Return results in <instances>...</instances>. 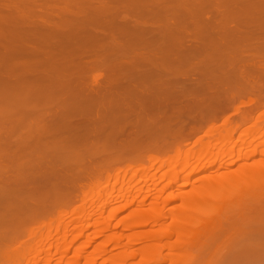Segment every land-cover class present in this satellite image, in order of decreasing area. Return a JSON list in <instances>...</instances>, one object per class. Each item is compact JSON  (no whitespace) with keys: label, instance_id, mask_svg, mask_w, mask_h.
<instances>
[{"label":"bare ground","instance_id":"obj_1","mask_svg":"<svg viewBox=\"0 0 264 264\" xmlns=\"http://www.w3.org/2000/svg\"><path fill=\"white\" fill-rule=\"evenodd\" d=\"M81 1L86 2L0 0V43L19 41L23 36L17 30L24 29L25 22L32 27L33 18L38 25L32 29L37 31L47 21L49 25L61 21L60 27H65L63 20H79L81 6L77 4ZM166 1L105 0L98 7L102 12L94 10L103 23L110 15L126 12L136 18L160 15L156 24L162 37L157 40L163 45L166 38L174 46L161 51L157 44L161 53L155 54L156 61L154 53L136 55L140 69H111L138 72L136 78L127 82L106 79L93 86L94 91L89 88L93 92L86 98L90 96L91 102L81 111L89 115L116 108L122 122L114 131L98 135L80 131L72 133L73 137L68 131V137L64 131H34L33 144H48L49 152L44 154L49 157L51 146L56 150L59 145V151L61 147L65 151L73 144L67 150L73 149L60 155L58 149L53 151L58 155L55 163L65 157L53 168L52 156L45 174L41 164L42 172L35 177L39 161L32 164L34 168L30 164L34 178L26 176L29 180L22 169L19 176L8 170V178V164L0 162V168L4 166L0 172L5 169L0 174V264H53L69 251L71 240L80 243L71 254L77 253L68 263L61 256L57 264H117V259L119 264H238L237 257L243 264L264 261V109L256 113L264 106V0H236L234 5H226L234 0ZM170 9L213 15L173 16L168 14ZM232 9L238 10V17L219 14ZM92 17L95 21L96 15ZM56 25L51 30L62 32ZM3 27L15 29L16 35L12 34L15 30L5 32ZM200 27V31L188 30ZM143 28L144 34L152 30L146 21ZM204 126L207 130L200 134ZM12 153L21 160L16 150ZM17 183L22 190L17 191ZM125 209L126 214L112 225L124 227L122 236L113 241L102 239L93 246L94 252L91 247L87 251L106 235L111 219ZM146 226L149 230L139 231ZM130 230L135 232L129 234ZM153 237L168 241L152 245ZM112 243L120 246L121 253L107 257L114 249ZM167 249L174 251L165 263ZM172 251L166 254L171 256ZM43 252L48 254L39 255Z\"/></svg>","mask_w":264,"mask_h":264},{"label":"rangeland","instance_id":"obj_2","mask_svg":"<svg viewBox=\"0 0 264 264\" xmlns=\"http://www.w3.org/2000/svg\"><path fill=\"white\" fill-rule=\"evenodd\" d=\"M85 1L86 2H84V3H82V1H81V2H78V4H77L78 6L79 5L81 6L79 14L77 13L79 20H76L77 22H79V26H78L76 21L74 22L72 19L70 20L68 18V19H65L66 21L63 20L65 27L63 26V24L60 27L59 24L61 23V21L59 24H57V22H55V21H52L53 23L50 21L51 25H49L48 24L49 21H47L48 23L46 22V24H48V25H46V24L41 25V26H43V28H41V26H39L41 28V30H39V28H38V31H37V29H36L37 27L35 28L36 30L32 29V27L37 24L36 20H34V22H36V24L33 23V19H35V18H33L30 20L32 22V27L30 26V28L26 27V25H30L31 23L28 22L29 23L28 24L27 22H25V24H23L25 27L22 26L24 29H22L21 26H17V27H20L22 29L21 31L19 28H17V29H19V31L17 30V32L15 29H13V30L10 29L11 32L15 30L14 33L12 32V34H15V32H16L20 36H23V37H21V39L19 36H17V38L19 37L18 38L19 41H17V39H14V41L8 39V40L13 42V43L11 42L12 46L8 42H5V43L3 42L4 41L3 39L6 38L5 36L7 35V33H4V34H6L5 36H3V35L1 36V38H3L2 39L3 41L0 43V153H1L0 154V162H2L3 164L7 163L9 165L8 166L6 164L7 165L6 167L7 168L9 167V169H6L7 171H6L5 175H7L8 172L12 171L11 169H13L14 171H16L15 172L16 175L18 174V176H19V173L22 172L21 174L25 176V177L24 176L23 177L26 178V180H29L26 176H28L29 178H31V177L34 178V175L30 176L32 174L30 172L35 170L34 171L35 177L39 175V173L41 171L40 170L41 164H43L41 169L43 168L42 171L44 173V171H45L44 169L46 167L48 168L51 165V157L52 156H53L52 162L54 161V164L52 163V165H54V166H52L53 168L55 167V164L58 165V162H60V161L62 162V160L64 159L65 156L64 157L60 156V159L62 157V160H58L57 163H55L56 158L58 159V157H57L58 155H55L53 153V151L56 152V150L58 149V151L56 152L57 154L59 152L63 153V151H64V150L61 151L62 147L59 151V148H60L59 145L58 146L54 145V146L58 147L56 150L53 149L56 147L52 148V146H51V149L53 150V151H50L52 153H49V155L51 157L47 156L48 154H44L45 151L49 152L48 149L50 148V147H48V148L45 147V146H48V144H46V143H48V142L50 143V141L52 140V139H50L48 134L46 137L49 138L50 141L46 142L45 146L44 145H38L37 143L33 144L32 141H36L31 136V134H33L34 131L36 133L37 132L41 133V131H44L45 133H48L46 131H64L63 134L65 133L67 135V137H68L69 133H67L65 131L70 132V135L74 132H80V131L81 132L82 131H88V132L95 134V135L103 134V133H109V131H114L115 128L117 126H120V124L122 122L121 114L115 108L114 110L113 109L107 110L106 112L105 111L101 112L102 110H100V112H98L99 110L96 112L93 111V112L87 113L89 115H85L86 112H83L81 110L86 107L87 103L91 102V100L89 99L90 96L88 98H86V94L92 93L94 91L93 90L94 88L92 89V87L96 86V84L98 82H99L98 84H101L100 82H104V80H106V79H108V81L109 80H111V81H114V80L115 81L116 80L117 81L118 80L124 81L125 80L124 82H127L129 79H133V78L138 77L139 76L138 72H132V71L114 72L113 71L116 69H124V68H126V69H133V68L134 69H140L141 65L135 62L138 60V59H136V57H137L136 55L140 56L142 54H146V52L148 54L154 53V54H152L153 55L152 59L153 58L155 59V57H156L155 54L160 52V51H158L159 48H157V49L155 48L157 44H158L157 47L159 46L161 51L162 50L163 51H169L174 46V45L171 46L172 44L169 45L171 42L170 41L168 42L166 40V38H165V44H163V45L161 44V43H163V42H161V40H160L161 43H159V41H158L159 39L157 40V38L160 35L157 33L158 24H156V22L158 21V19H161L160 15L155 14L151 17L147 16L145 18H136V17H133L134 15L131 16L132 13H130V15H129L126 12L124 14H120V16H117V17H113L114 14L112 16L110 15L109 18H107L108 21H106V19H105L106 22L103 23L102 21H104V19H102L100 16L101 14H99V11L102 12L103 10H101L102 8H98V7H99V5H100V7H102L103 2L105 0H88V1L85 0ZM168 2H169V0L166 1V3H168ZM236 2H237L236 0H234L232 2H227L226 5H234V4H236ZM96 8L99 9L98 12L94 11V10H97ZM147 8H149V7L147 6ZM78 10H79V8H78ZM97 13L99 14L98 19H97ZM168 14L173 15V16H181V17L194 15V18H195V16L201 18V17H211L213 15V13H207V12H201L199 14H195L192 11L181 12V11H177V10H173V9H170ZM219 14H220V16L225 15V16H230L231 18L232 17H238V10L237 9H232L229 11H223L222 10ZM92 15H94V16L96 15L95 19L97 21L96 20L94 21V17H92ZM98 20L99 21L101 20V21L98 22ZM144 21H146V23L150 24V26L152 28V30L150 32L145 33V34L143 32ZM39 22L40 21H38V23ZM55 23L59 26L57 27V25ZM55 25H56V28L62 29V32H58L61 30L56 31V29L51 30L52 29L51 26L55 27ZM74 27H79V28L76 29ZM3 28L2 29L4 31L9 30V28H6V27H3ZM188 30H190L191 32L192 31H194V32L200 31V30H202V27L191 28ZM4 31H2V32H4ZM5 32H7V31H5ZM10 34L7 36H10ZM12 34H11V39L14 37V35L12 36ZM35 35H36V37L40 36V40L38 39L39 37H37V39H36ZM160 37H162V36H160ZM15 38H16V36H15ZM22 38H25V40H23ZM28 39H30V40L26 41ZM5 40H7V38ZM15 40H16V42H15ZM20 40L21 41L23 40V41L21 43H19ZM163 40H164V38H163ZM14 42H15V44H14ZM23 42H26V43H23ZM2 43H4V45L8 48H6L4 45H2ZM172 43L175 44V42H172ZM8 44H10V45H8ZM154 59H153V61L157 60V59L156 60H154ZM147 65L148 64H146V66ZM142 67H145V66L143 65ZM145 68H147V67H145ZM148 68H150V66H148ZM111 69H113V70H111ZM101 80H103V81H101ZM87 88H88V91H86ZM89 88H91V90H93V91L90 92L91 90ZM86 92H88V93H86ZM99 92H101V91H99ZM263 109H264V106L262 105V108L256 110V113L260 112ZM75 111H77V112H75ZM230 113L231 112L229 111L228 113H226V115L230 114ZM262 116H264V114H262ZM235 117H236V115H234L232 118H235ZM221 120H222V118L219 119V121H221ZM80 127H82V129ZM204 127L201 130L200 134L207 130V128L206 127L204 128ZM241 128L242 127L237 128L236 131H240ZM45 133H44V135H45ZM27 134H29V136H27ZM63 134H60V135H62L64 137ZM27 137H30V138L28 139ZM67 137H66V139H68ZM31 139H33V140H31ZM70 139L71 138H69V140ZM192 139H194V138H192ZM26 142H28L30 144H28ZM53 143H54V141H53ZM71 143H74V142L71 141ZM24 144L26 146H24ZM36 144L38 145V147L36 146V148H35L34 145H36ZM51 145H53V144H51ZM70 145L68 147H70ZM18 146L20 147L19 149L23 150L24 152L19 150V149L17 150ZM40 146H41V148H40ZM42 146L44 148H46V150L45 149L42 150L43 149ZM30 147H31V149H28ZM38 148L41 149V151ZM67 148H65V151H64L65 153H66ZM3 149H4V151L7 150L8 153L4 152ZM14 149L16 150V155H17V152L19 155H21V156H19L21 159L20 161H18L19 160V158H17L18 155L16 157L15 153H12L13 151H15ZM72 149L73 148H70L67 151H70V150L72 151ZM28 150H30L31 153L28 152ZM25 151H26V154H23V153H25ZM34 151H35V154H32V153H34ZM60 153H59V155H60ZM12 154H14L16 159L14 156H12ZM41 154H42V156H41ZM6 155H9V156H6ZM22 155L25 156L24 157V160L26 159L25 161H22V158H21V157H23ZM27 155H28L29 160H27ZM32 155H35V156L33 157ZM44 155L47 157L45 158ZM31 158H33V159L31 160ZM53 158H55V159L53 160ZM49 159H50V163L48 162ZM7 161L11 162V163H8ZM15 161H16V163H13ZM30 161H31V163H30ZM38 161H39V163H37ZM18 162L19 163L21 162L22 168L20 167ZM36 163L38 164V166L36 165ZM12 164L13 165H19L20 168L18 166L13 167ZM23 164H24V166H23ZM32 164H34V166L36 165L34 170H31L32 168L29 169L30 168L29 165L32 166ZM10 165L12 168H10ZM34 166H32V167L34 168ZM3 167L1 166V168H3ZM17 168H19V170ZM37 168H38V170H37L38 173L36 172ZM20 170H21V172H20ZM49 170H50V168H49ZM3 171H2V173L0 172V174L3 175L4 174ZM28 171H29V174H28ZM12 173H11L12 175H15L14 172H12ZM26 173H27V175H26ZM45 173H47V171H45ZM12 175H10V178L13 177ZM7 176L9 178V175H7ZM20 177H19V179L22 178V177L21 178ZM23 180L26 183V180L25 179H23ZM21 182H20V184L24 183L22 181V179H21ZM17 186H18V183L16 184V188H17ZM14 188H15V186H14ZM16 188H15V191H16ZM18 188H17V191L22 190L23 186L20 185V187L18 186ZM106 188H107L106 192L108 193L110 191V189H109L110 187L108 186ZM87 202L89 203V199L86 200V204H88ZM113 203L114 202H112V204ZM110 204H108L109 207L110 206L112 207V205H110ZM109 207L107 206V208H109ZM127 211L128 210L125 209V210L121 211V213L119 212L114 217L115 219L112 218L111 219L112 221L109 220L110 223H109V226L107 229L108 231L106 230L107 236L104 235V236H102V238L101 237L97 238L96 240H98V241L97 242L95 241L96 243L93 242L92 246L89 245L87 251L90 249V247H91V249L94 247H97L95 245H97L98 242H103L102 239L103 240L105 239L104 241H106L108 239L109 240L111 239L113 241V239L116 240V238L118 236L120 238V236H122V233L125 232L124 227L121 226L120 228H118V227L115 228V226H112V225H115L114 222L115 221L117 222L118 220H120L118 218H121V216H124ZM105 214H106V212H105ZM107 215H108V213H107ZM112 223H114V224H112ZM147 227L148 226H146L145 229H140V230L138 229V230L139 231L149 230L148 229L149 227L148 228ZM134 232H135L134 230H130L129 234H133ZM214 236H216V235H214ZM154 237L159 238L156 236H154ZM154 237L151 239L152 242L150 241L152 245L163 244L165 241L166 242L168 241V239L166 240V238L161 239L163 241V243H162V241L159 239L153 240ZM238 237L240 238L239 235H238ZM212 238H214V237H211V239ZM211 239H209V240H211ZM70 240L71 239H69L68 241H70ZM238 241H240V240H238ZM70 242L73 243L74 241L71 240ZM70 242H68V243L71 244L70 246L72 247V249L70 247L69 251H67V252L64 251L65 249L63 250L64 255L63 254L61 255V256H64V257H62L63 261H62V258L60 256V258L58 257L57 260L55 261V263H53V264H57L58 260L59 261L61 260L62 262H64L66 260L65 261L66 263H68V262H70V260H72L71 255L75 251H77V247L79 248L80 243L76 242L75 244L74 243L72 244ZM68 243H66L65 246ZM112 245H114L113 246L114 249H111V251L108 252L110 254H107L106 256L107 257H108V255L109 256H115V257L119 256L120 255L119 253H121V252H119L120 246L117 247L116 244H114V243H112ZM143 245H147V243H144ZM67 246H69V245H67ZM115 246L117 248H115ZM74 247H75V250H74ZM151 247H153V246H151ZM239 248H240V245L237 244V254H239V252H238ZM91 249H90V251L94 252V250L93 249L91 250ZM209 250H211V249H209ZM171 251H169L167 249L164 252L169 253ZM173 251H172V254L170 253L171 256L167 255L166 253H165L166 254V256H165V254H164L163 258L164 257L165 258L163 261L164 262L166 261L165 263H167L168 258H171L173 256ZM45 253H46V251H45ZM45 253L43 252L41 254H39V253L38 254L39 255H43V254L47 255L48 254V253L47 254H45ZM49 253H51V252H49ZM174 254H175V252H174ZM39 255H37V256H39ZM74 255H72V256L74 257ZM68 257H70L71 259ZM102 258L99 259V262H101ZM104 258H105V256H104ZM104 258H103V260H104ZM237 258L239 259L240 257H237ZM238 259H237L238 264L244 263V262L242 263V262L238 261ZM84 260L85 259L82 256L81 262H84ZM21 262L23 263L24 261H21ZM116 263L119 264V263H121V261L117 259ZM101 264H103V263H101ZM104 264H108V263L104 262ZM150 264H152V263H150ZM245 264H247V263L245 262ZM259 264H264V261L260 262Z\"/></svg>","mask_w":264,"mask_h":264}]
</instances>
